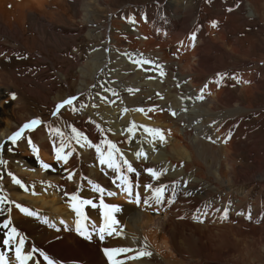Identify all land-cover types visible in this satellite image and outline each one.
Returning a JSON list of instances; mask_svg holds the SVG:
<instances>
[{
  "label": "bare ground",
  "instance_id": "obj_1",
  "mask_svg": "<svg viewBox=\"0 0 264 264\" xmlns=\"http://www.w3.org/2000/svg\"><path fill=\"white\" fill-rule=\"evenodd\" d=\"M102 1L108 4L105 0ZM102 1L96 4L99 5ZM182 1L166 0L158 7H149L147 11L151 16L143 13L145 8L138 10L139 15L146 22L144 27L147 30L158 29L161 23L157 20L166 15L162 19L164 26L159 29L160 33H166V35L156 39L160 42L172 43L173 49L177 47V50L166 52L163 49L164 45L155 43L151 38L137 40L131 44L119 35L123 33L126 26L121 25L122 23H113L119 38L115 41L112 33L109 34L111 25L107 28L109 35L107 46L102 44L103 33L100 38L91 37L93 45H99L102 49L99 48V52L89 54L88 61L85 59L88 63L83 66V69L89 68L87 73L90 74L86 78L81 71L79 78L82 79L79 80L81 82L78 83L80 86L77 88L80 93L85 91L95 93V97L89 101V106L80 111L82 128L88 129L85 131L88 138L93 140V143H98L95 138L99 140L104 136L109 137V140L124 150L125 158L136 170L139 163L158 170L167 169V174L159 181H150L147 174L143 180L145 183L151 182L157 186L170 185L166 197L173 198L175 203L170 209L164 207H168L167 202L156 208L148 207L142 202L138 205L134 197L129 198L127 194L112 185V179L108 174L104 176L105 172L110 170L106 168L102 170L94 149L81 150L75 143L69 141L76 151L67 164L59 162V165L52 167L56 174V177L49 176L52 182H44L48 177L40 174L41 169L38 173L28 174L27 181L31 186V194L29 195L28 190L27 196H22L24 197L22 200L27 201L28 206L33 209L29 210L37 215L26 216L18 209L13 212L15 226L10 215L12 208L8 203L2 206L3 211L0 212V223L11 220V227H15L19 233L25 235V251H29L32 247L39 250L33 254L34 261H29V264H47V261L39 255L40 251L51 258L54 264H106L107 258L103 252L106 244H112L113 248L139 249L145 245L144 242L149 245L147 251H150L152 255L139 260H130L127 264H221L220 262L225 260L229 261L226 264H234L231 259H236L240 250H243V253L238 257L241 258L239 264H264L263 251L260 249L262 254L257 252L256 257H253L251 251H254L256 247L264 248V131H260L264 125V76L256 66L260 61L254 50L257 42L253 35L238 38L235 35L236 28L227 26V17L222 12H208L202 9L201 14H205V19L200 18L201 14L193 18L195 6L185 4V0ZM18 2L7 4V7L0 6V54L3 53L4 56H11L15 47L1 41L7 39L12 43H20V25L31 15L33 7L39 5L27 4L26 1ZM90 3H82L83 14L78 18V20L86 21L85 24L95 23L88 6ZM249 4L253 12H259V9L264 10V0H250ZM40 9L36 11L41 12L42 9L41 11ZM153 11H157L158 15L153 17ZM41 15L39 18L43 17ZM210 17L215 19L211 20ZM116 20L114 18L113 21ZM213 21L216 22V27H212ZM137 29L140 31L142 26H138ZM194 31L197 39L195 46L190 47L192 42L188 38ZM155 45H161L158 51L154 50ZM104 47L108 49V52L103 53ZM132 47L136 49L131 50ZM123 53L127 54L126 58L122 55ZM129 56L136 59L143 56L153 61L154 65L162 67L164 75H159V69H156L154 65L137 67L131 62ZM125 59L128 63L121 64ZM149 67L152 70H143ZM177 68L180 70L178 71ZM4 69L6 70V67ZM139 69L143 75L138 73ZM2 70H0V142H6L27 117H18L15 109L11 112L6 110L3 99L10 96L13 86L11 77ZM218 73L227 74L219 87L215 82ZM172 75L175 77L174 83H171ZM193 75H196L197 79ZM232 77L239 78L241 81L239 85ZM150 79L153 80L151 83ZM102 80L106 82V85L103 84L105 88L114 90L118 95L114 96L101 89ZM204 80L205 83L202 84ZM91 81L97 84L95 91L88 87V82ZM209 81L212 82L209 83ZM206 83L208 90L204 98L197 99ZM101 96L106 99L101 100ZM111 101L115 103H110ZM150 101L158 107L154 113L156 122H149L147 117H140V114L147 116L150 112L132 111L137 108L149 109L147 106ZM93 104L97 106L92 107ZM9 105L11 104L7 106ZM106 107L109 109L105 110ZM123 109H129V111L124 112ZM95 112L99 113V117H95ZM61 115L66 114L62 112ZM72 116L78 118L75 114ZM133 119L136 125H153L163 130L165 137L172 139L171 147L165 144L159 145L156 142L145 143L144 146L157 144V155L154 157L156 152L144 149L145 153L152 157L147 156L145 161L144 158L137 159L131 150H127L128 147L132 148L136 144V139L128 140V133L125 131ZM56 122V119L52 118L51 126ZM97 125L103 130L102 132L97 129ZM41 130L48 132L43 134ZM180 131H182L181 134ZM137 132H140L139 129ZM229 133L231 138L224 143L223 140ZM29 134L33 143L40 149L39 158L55 160L53 144L59 146L61 138L50 136L49 128L45 126V123ZM29 134L25 133V136ZM148 138L150 139L149 136ZM24 142L25 139L18 141V148L25 150ZM150 160L153 161L150 162ZM70 173L73 174L71 181L67 179ZM129 176L133 180L138 178L134 174ZM88 180L99 184L106 191L116 193L115 196H105L108 204L121 205V202L130 204L125 207L130 215L123 212L124 216H128L123 238L111 237L106 240V237L101 242L98 236L94 235L93 239L86 240L75 231L77 217L69 207L70 201L66 193L71 194L79 189L81 197L87 198L84 188L91 191ZM174 181L179 182L175 190L171 187ZM135 191L139 190L134 188ZM139 192L143 200V196L147 194H143L142 190ZM89 195L88 198L93 199L94 196L98 200L96 193L91 191ZM130 199L132 202H129ZM177 201H184L187 207L173 213L174 209L179 208ZM208 204L211 205L212 210L217 208L223 210L227 207L228 219L221 220L220 212L210 211L209 215L201 217L203 223L194 220L193 216L199 215L196 210L203 209ZM135 205L140 207L138 211L132 212ZM85 214L89 217V221L85 222L89 231L92 230V223L99 226L101 222L98 211H85ZM249 214L252 218L245 219V215ZM179 217H183L184 222L175 220ZM43 221H47L49 228L41 224ZM218 222L225 224L219 226ZM239 226L243 228L240 229V236L243 239L250 237V244L235 243ZM23 230L27 231L31 237ZM6 231L0 228V237L5 236ZM180 242L188 247L187 255L181 249ZM5 251L7 249L1 246L0 252ZM128 255H134V253ZM11 256L12 253H9V257Z\"/></svg>",
  "mask_w": 264,
  "mask_h": 264
},
{
  "label": "rangeland",
  "instance_id": "obj_2",
  "mask_svg": "<svg viewBox=\"0 0 264 264\" xmlns=\"http://www.w3.org/2000/svg\"><path fill=\"white\" fill-rule=\"evenodd\" d=\"M23 1H26L27 4H39V5H35V7H33V10L32 11L30 10L31 15L28 16L27 19L23 22L25 26L22 25L23 23L20 25V30H21L20 36H19L20 43H12L7 39H4L1 41L2 43L6 45H11L15 47V50L11 56H4L3 53L0 54V67H2L0 70L3 69L2 71L11 77L10 80L12 82L11 84L13 88L10 91V96H12V94H15V93H16L15 96H18L17 97L18 99L16 98L15 100L11 99L10 96L5 97L3 99L4 106L6 107V110L8 112H11V110L15 109V113L18 115V117H22V116L27 117L23 123L33 118L39 117L42 121H44L45 125H51L50 122L52 121V118H54L56 119L57 122L53 125V127L60 128L61 131L65 133L66 137L71 136V131H70V128L68 127L69 125H71L72 127H75L78 131L88 136L85 133V131H87L88 129L84 130L82 128V120L80 119L81 109L76 112H73L70 108L62 109L61 113L63 112V114H66L67 116L61 115L58 117H53L51 113L58 103H60L61 101H63L64 99L68 97H72V96L79 97V100L74 105L77 108H79L80 104L88 105L90 99H92V97H95L94 95L95 93L93 91L89 93L88 91L80 93L77 90V88L80 86V84L78 83L81 82L79 80L82 79V78L81 79L79 78L80 74H82L83 72L86 78L89 77L90 73H87V71L89 72V68L85 67L86 70L83 69V66L86 63H88L87 61H88L89 54L94 53L95 51L99 52L98 51L100 48L99 45L98 46H96L95 44L93 45L92 43L93 41H91V39L94 38L93 36H98V38H100L101 34L103 33L102 34V38H103L102 44H106L107 46V41L109 37L107 33V28H109V26L111 25L112 28L110 27L109 34L112 33V35L114 36V40L116 41V39H118L119 37L116 34V30H115L116 26H114L113 23L114 24L122 23L121 25L124 24L126 28L124 29V31H122L123 33L119 34L121 36L120 38L126 40L127 42H131V44H134L133 42L137 40H143L144 38L145 40H147L151 38L155 43L159 42L160 44L164 45L163 49H165L166 52L177 50V47L173 49L172 43L160 42L158 41V39H156L157 37L160 38V36L166 35V33L162 34L159 31L160 27L164 26L162 19H164L166 15H163L157 20V22L161 24L158 27V29L153 31L152 28L150 30H147L144 27L146 26V22H144V20L141 18L138 12V10H142L145 8L143 10V13L151 16V14L147 11V8L158 7L160 4H163L166 0H105L108 4H104L102 0H36V1L35 0H21V1L19 0L20 3ZM98 1H102V2H99L101 4L97 5ZM17 2L18 0H0V6L7 7L6 6L7 4H16ZM84 2H91L90 4H88V6H90L89 8L91 11V15H93L92 20L95 22L94 24L90 22L85 24L86 21H82L80 19L78 20L80 15L83 14L81 12L82 11L81 7L83 5L82 3ZM249 2L250 0H185L184 3L193 4L195 6L193 18H196L197 15H200L202 9L204 10L206 9L208 12L209 11L210 12L219 11V12H222L227 17L226 18L227 26L236 28L237 32L235 35L238 36V38L241 39L242 37L253 35V37L255 38L257 42L254 45V50H255L257 59L258 58L260 59V61L258 62V64H256V66L258 67L259 70H261V72L264 73V18H263L264 10L261 9L262 10L261 11L259 9V12L255 11L257 14L256 15L255 12L250 10L251 4H249ZM42 4H45V5H42ZM39 8L42 9V11L40 9L41 12L36 11V9L39 10ZM41 13L43 14L41 15ZM39 15L43 17L39 18L40 17ZM157 15H158L157 11L152 12L153 17ZM232 15H234L233 18H230ZM87 17L89 19L88 15ZM129 17L135 19L136 23L133 24V23L127 22ZM205 17L206 16L203 13L200 16L201 19H205ZM215 17L214 18L210 17V19L211 20L215 19ZM114 18H116L117 20L113 21ZM44 19L48 21V23ZM80 21L84 23H81ZM41 24L42 25L44 24V25L41 26ZM140 25L142 26V29L139 31L137 27ZM156 26L158 25L156 24ZM89 36H90V39H89ZM160 47L161 45H155L154 50L156 49V51H158V48L160 49ZM138 48L137 50H140ZM132 49H136V47H132L131 50ZM105 52H108V49L106 47H104V50H103V53ZM122 55H125L124 58L127 57L125 53H123ZM155 61H157V59H155ZM124 63H128V60L125 59L124 62H122L121 64H124ZM5 67H6V70L4 69ZM177 70L179 71L180 68H177ZM140 71L141 69H139L138 73H140ZM263 73H262V76H264ZM193 76H195V79H197L196 75H193ZM202 79L204 78L202 77ZM205 80L202 82V84L205 83ZM152 81L153 80L150 79V83ZM174 81H175V77L174 75H172L171 83H174ZM105 83H106L105 80L101 81V84L106 85ZM88 85H89L88 87H90V89L92 90H94V88L97 86V84L93 83V81L88 82ZM14 86L16 89L14 88ZM21 100H23V102ZM15 102H18V103L15 104ZM9 103L11 105L7 106ZM147 107L158 109V107L152 104L151 101L149 102V105ZM106 109H109V108L106 107L105 110ZM154 113L155 111L150 112L148 113L147 116L140 114V117L142 118L147 117L148 118L147 121L156 122ZM73 114H75L78 118L73 117L72 116ZM168 114H170L169 111H168ZM96 116L99 117V113L95 112V117ZM133 117H136V115H133ZM164 118H166V116H164ZM132 121L134 122L135 120L133 119ZM146 126L151 127V128H158L157 126H153V125H150V126L146 125ZM138 129L140 132H137L134 137L136 139V144L132 148L128 147L127 150H131V153H135L136 151L140 149H143V150L151 149V152H156V150L158 149L157 144H153L154 146H148V145L144 146L146 145L145 143H148L147 142L149 140L148 135L143 132L142 128H138ZM41 131L43 134L48 132L47 130H41ZM260 131L262 132L264 131V125L260 128ZM181 132L182 131H180L179 133L181 134ZM26 133L29 134L30 132H26ZM29 136L27 135L26 137L31 138L32 140V137L30 134ZM105 138L108 140L110 139L109 137L104 136L103 139ZM165 139H166L165 143H161L158 140L156 141V143H158L159 145L165 144L166 146L171 147L172 139L166 138V137ZM95 140L98 143H100L102 139L97 140L95 138ZM24 143H25L24 145L25 150L22 148L21 149L18 148L17 145L13 147V145L10 142H7L5 144V147L3 148L5 150L0 149V159L7 161L6 165H0V177H2V179H0V194L5 196L7 200L9 201L8 204L12 208V211H10V215H11V219L13 220L14 225L16 223L14 222L13 212H16L19 209L16 207V205H20L24 208L33 210L32 208L28 206L27 201L22 200L24 199L25 196H27L28 190H29L28 192L29 195L31 194V191H30L31 186L29 184V181H27V179H29L28 174L38 173V171H40L41 169L40 174L43 175L44 177L45 176L48 177L47 180L44 182H52L49 179V176L56 177V174L54 170L52 169V167L57 164L58 165L60 164L59 162H56L55 160H52V159L45 160L42 158H37L30 151V148L27 144V139H25ZM71 143H75V142L71 141ZM8 148H13V151L9 152L7 150ZM119 148L121 149V147ZM121 151L124 153V150H121ZM125 154L126 153H124V155ZM156 155H157V152L154 155V157ZM80 156L81 157L83 156L82 153H80ZM147 156L152 157L150 155H147ZM129 159L138 161L135 158H131V157H129ZM41 160L51 166L49 170L46 171L40 167ZM152 161L150 160V162ZM17 168H22V169L18 170ZM146 168H151V167L148 165L139 163V166L137 168V173H139V176L137 179L133 180L134 183L138 182L141 185V187L138 188L137 190L139 191L142 190L143 194H144L143 185L146 184L145 181L143 180L146 177V173L144 171ZM107 174L111 177V179L113 178V173L111 171L105 172L104 176H107ZM12 175H14L17 179H19L24 185V187H20L19 185L12 183V179H11ZM148 178L150 179V177ZM84 190L85 192H87V195L90 196L89 193H91V191L88 188H84ZM88 199H91V198L89 197ZM93 199L96 200L94 196H93ZM96 201L98 202V200ZM105 202L107 203V201ZM176 203L179 206V208L174 209L172 211L173 213H175L176 210H180V208L182 209V208L187 207L184 201H177ZM110 205H115V204L111 203ZM128 205L130 204H127V203L122 204L121 202V205H118L121 211L115 214L116 219H118L119 221L120 227H122L124 230L126 229V222H127L128 216H124L123 212H125L126 214L129 213V211L125 208ZM172 205L173 204L171 205L168 204V207L167 206H164V207H166L167 209H170ZM161 206L163 205L162 204L152 205V207L154 208L161 207ZM139 207L140 206L135 205L132 212L136 210L138 211ZM84 210L87 212H90V210L92 211L95 210L96 212L98 211V213L100 214V211L98 208L91 209L90 207H86ZM239 219H242V218L239 217ZM175 220H181L184 222V219L181 217L175 218ZM100 222H101V219H100ZM41 224L45 226L46 228H49L47 223L42 222ZM217 224L219 226H224L225 223L218 222ZM239 227H237L238 232H237V239L235 243L237 245H244L245 243L250 244L251 238L249 237L247 239H243L240 236V229L242 227L241 226ZM245 231L247 232L248 230H245ZM24 233L29 236L27 231H24ZM23 236L25 237V235ZM3 238H4V235L0 237V247L3 246L2 244ZM110 238L111 237H107L106 240H109ZM144 244H146L147 247H149V245L146 242H144ZM180 244H181L180 245L181 249L187 255L188 247L185 246L181 242ZM106 247L113 248L112 244H106ZM257 248H258V251H257ZM260 249L261 251H263V254L262 252H260ZM251 251L253 252V257H256L255 254L257 255V252H260L262 254V261H264V257H263L264 248L256 247L254 251L253 250ZM241 253H243V250L239 251L238 257H240ZM182 255H184V253ZM154 256H155V253H154ZM243 256L246 257L245 255ZM238 257L236 259H231V261L234 264H239L241 258H238ZM105 263L108 264V261H105ZM220 263L226 264V263H229V261L225 260Z\"/></svg>",
  "mask_w": 264,
  "mask_h": 264
},
{
  "label": "snow or ice",
  "instance_id": "obj_3",
  "mask_svg": "<svg viewBox=\"0 0 264 264\" xmlns=\"http://www.w3.org/2000/svg\"><path fill=\"white\" fill-rule=\"evenodd\" d=\"M230 10V9H229ZM129 23H136L135 19L129 17ZM216 22H212V27H216ZM192 43L189 45L190 47L195 46V41L197 39L195 31L189 36L188 38ZM127 55V54H126ZM129 59L132 63L137 65V67H142L144 65L153 66L154 62L148 59L143 58L140 56L138 59L129 56ZM156 69H159L158 74L164 75L163 69L160 65H154ZM145 71L152 70L151 67L147 69H143ZM227 74L218 73L216 78L217 87L220 86V83L225 79ZM233 79L237 80V83H240L238 77H232ZM212 81H209L211 83ZM244 83H248L244 81ZM100 88L106 92H110L112 95H118L114 90L105 88L103 84L100 85ZM208 90V84L206 83L204 87L200 90V94L196 97L197 99L202 100L204 98V94ZM132 91V90H129ZM138 91V90H137ZM159 95V94H158ZM97 96H99V92H97ZM11 99L15 100V94H12ZM101 100H105L106 98L101 96ZM79 100V97L72 96L64 99L60 103H58L55 108L53 109L51 115L53 117H58L61 115V110L65 108H70L73 112L79 111L80 109L87 108L89 105L87 104H80L79 108L75 107L74 105ZM110 103H115V101H111ZM97 105L93 104L92 107H96ZM122 111L126 112L129 109H123ZM132 111L146 113V112H154L156 111L155 108H137L133 109ZM175 115V113H173ZM44 125V121H42L39 117L33 118L25 123H23L16 131L12 133L7 138L6 142H0V149L5 147V143L10 142L13 147L17 145V142L21 139H27V144L31 149L34 156L39 158V151L40 149L30 138L25 136L26 132L35 131L37 127ZM49 128L50 136L61 138V142L59 146L55 143L53 144V153L56 162H60L63 164H67L69 162V158L73 156L76 149L72 146L69 141H74L76 145H78L81 149L88 148L94 149L96 157L98 159L99 165L103 168L110 170L114 173V177L112 178V183L121 190L122 193L127 194L129 198L134 197L135 202L139 205L141 202L151 207L153 204L160 205L165 201L171 205L175 203L173 198H167L166 193L170 185L168 184H159L158 186L154 183H146L143 185V191L145 194L143 196L139 191L134 192V188L138 189L141 185L137 182L134 183L133 179L130 178L129 174H134L135 176H139L137 170L133 167V165L125 158L124 153L121 149L117 146L116 143H113L111 140L102 139L100 143H93L88 136L84 135L82 132L78 131L75 127L69 125L71 131V136L66 137L65 133L61 131L58 127H53L51 125H45ZM138 128H142L143 132L147 134L150 139L147 141L148 143H154L157 140L161 143H165V133L163 130L159 128H151L144 125H136L134 122H130L129 127L125 129V131L129 134L128 140H131L135 137L136 131ZM97 129L99 125H97ZM231 138V134L229 133L228 136L223 140L224 143H227L228 140ZM9 152L13 151V148L7 149ZM67 150V151H66ZM137 159L147 158V154L143 149H140L134 153ZM7 161L0 159V165H6ZM183 166V165H181ZM40 167L44 170H49L50 165L40 161ZM145 173L150 177L151 181H159L162 176L167 174V169H155V168H146ZM11 175V174H9ZM2 179V177H0ZM12 183L19 185L20 187H24L22 182L17 179L14 175L11 176ZM67 179L71 181L73 179V174L70 173L67 176ZM90 189L93 193L97 194L98 202L94 199L82 198L80 195V190L78 189L76 192L71 194L66 193L68 199L70 201L69 207L75 213L77 219L75 222V231L78 235L86 240L93 239V236H98L99 240L103 242L106 237L112 238H123L124 229L120 227L118 219H116L115 214L120 212L121 209L118 205H110L105 202V196H115V192L106 191L103 187L99 184L93 182L92 180L87 181ZM178 181H174L171 185L173 190H175ZM186 186V182H185ZM187 195H191V193H187ZM129 202H132L131 199ZM9 203L7 198L3 195H0V212L3 211V205ZM17 208L26 216H36L37 213L30 211L28 208H24L20 205H16ZM86 207H90L91 209H99L100 211V219L101 223L97 226L95 223H92L91 228L92 230L89 231V228L85 224L86 221H89V217L85 214L84 209ZM210 211L220 212V219L227 220L228 219V212L229 209L226 207L223 210L221 209H214L212 210L211 205H205L203 209H197L196 212L199 215H194L193 219L197 220L200 223H203L202 216H207L210 214ZM241 214V213H238ZM183 218V217H181ZM251 215H245V219H251ZM47 223V221H43ZM11 220H5L3 223H0V228L6 229L5 236L2 240L3 246L7 249L5 252H0V264H29V261H34L33 254L38 252L39 250L35 247H32L29 251H25V237L17 231L15 227H11ZM63 223V221H61ZM104 255L107 258L108 264H127L130 260H139L143 257L151 256L152 253L147 251V245L145 244L142 248L134 249L131 247H114V248H104L103 249ZM9 253H12V256L9 257ZM129 253H134V255H128ZM39 255L43 257L44 261H47V264H54V261L45 255L42 251L39 252Z\"/></svg>",
  "mask_w": 264,
  "mask_h": 264
}]
</instances>
